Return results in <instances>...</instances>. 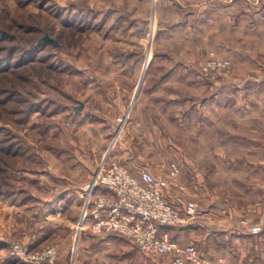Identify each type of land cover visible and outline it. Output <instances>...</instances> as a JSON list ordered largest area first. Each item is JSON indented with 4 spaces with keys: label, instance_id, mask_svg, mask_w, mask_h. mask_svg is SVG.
Segmentation results:
<instances>
[{
    "label": "rangeland",
    "instance_id": "1",
    "mask_svg": "<svg viewBox=\"0 0 264 264\" xmlns=\"http://www.w3.org/2000/svg\"><path fill=\"white\" fill-rule=\"evenodd\" d=\"M198 1L209 0H0V264H23L13 243L29 254L54 250V264H173L118 236L76 233L84 189L114 139L145 159L135 175L168 179L183 204L200 205V222L172 228L174 239L226 264L254 260L264 232V150L244 152L242 136L264 127V85L244 89L240 63L200 34L209 27L198 22ZM172 67L181 79L165 91L195 106L171 107L161 121L154 103L145 108L141 99L130 110L141 79L153 99ZM256 227L250 250L235 237Z\"/></svg>",
    "mask_w": 264,
    "mask_h": 264
},
{
    "label": "built area",
    "instance_id": "2",
    "mask_svg": "<svg viewBox=\"0 0 264 264\" xmlns=\"http://www.w3.org/2000/svg\"><path fill=\"white\" fill-rule=\"evenodd\" d=\"M178 173L179 167L173 164L171 175ZM170 184L168 179L158 178L148 170L135 175L116 159L110 160L84 189L89 203L90 230L94 234L126 239L143 254L172 260L173 264H226L223 258L206 257L195 244L182 245L172 237L170 229L191 224L201 208L193 201L180 208L169 203L165 191ZM98 186L106 191L95 194ZM260 231L256 227L251 233L257 235ZM11 251L23 264L55 261L54 250L29 254L21 244L13 243Z\"/></svg>",
    "mask_w": 264,
    "mask_h": 264
},
{
    "label": "crops",
    "instance_id": "3",
    "mask_svg": "<svg viewBox=\"0 0 264 264\" xmlns=\"http://www.w3.org/2000/svg\"><path fill=\"white\" fill-rule=\"evenodd\" d=\"M194 6L196 7L195 10L198 22L209 27L208 30L200 29V34L210 36L211 41H214L217 46H221V49L224 51L223 57L229 59L233 65H235V63H240L241 68L239 69V73L246 78V87H241V89L247 88V90H259V88L257 89L255 87L264 85V0H209L208 3L198 1L197 5L195 4ZM234 43H238V46ZM167 70L168 71L165 72L160 79H157V87L151 92L152 95H150L153 99L148 100L144 98L142 86L147 80V77L141 79V82L134 93V98L130 102V110L139 105L141 99V105H144L145 108L152 106V103H154L153 108L159 109L158 113L161 116V121V119L167 118V115H163V113H166L171 107H176L178 104H181L184 107L188 105L187 110H190L195 106L196 102H186V100L178 101L175 99L178 97V92L172 95L165 91L168 90L165 89L167 86L166 84L176 81L177 78L179 80L181 79V76L178 77L180 73L178 70H181V68L172 67L167 68ZM174 74L178 75L177 78L173 77ZM161 87H163L162 91L159 90ZM177 113L181 112L178 111ZM186 113L187 111L181 114L185 115ZM77 114L78 113H76V115ZM84 114L85 112H82V115ZM96 119H100V117L96 115ZM174 119L179 120L175 117ZM150 122H153V119H151ZM256 123L259 124V119H257ZM259 128L260 131L256 127V130H248L251 132L249 135L242 136V140L249 143L244 144V152L253 154L255 151L261 152V150H264V127L259 124ZM149 137H151V135ZM117 142L118 141L114 139L108 144L106 154L101 159L102 166L100 169H103L102 167H104V165L110 160L117 159L120 163L125 165L130 172L137 174L135 173L137 170L146 166L145 159L136 155L137 153H135L131 146H125V144H123L122 147H120ZM197 179L198 182L195 183L194 189L200 190L203 182L199 177H197ZM168 190H172L175 193V196H169V202L180 208L184 203L181 199L183 195L178 192L176 188H170ZM105 191L106 189L101 186L94 189L95 194ZM85 201L87 202H84L85 215L82 214V222L84 219L85 224L83 227L79 228L76 233L81 237L82 235L87 234L96 239H98V237H113L105 236L104 234H94L90 230L89 226L91 224V217L89 214V203L86 198ZM216 209L217 207L213 206L210 212L216 211ZM206 212H209V210ZM200 216L201 213L196 220L197 223L200 222ZM85 227L89 228L91 232L88 229H85ZM173 230L174 229H170L171 234ZM237 236L238 237L235 238L237 241L241 242V245L245 244V246L250 247V250L254 249L251 248V241L255 239L254 235L247 233ZM257 242L258 245L256 247L257 250L255 251L256 257H253L254 260H249L250 258L244 260L243 257H241L240 264H264V248L262 247L264 246V232L260 235L259 241ZM91 244L95 247H99V242H92ZM235 244L238 243L235 242ZM84 247L88 248V245H85Z\"/></svg>",
    "mask_w": 264,
    "mask_h": 264
},
{
    "label": "water",
    "instance_id": "4",
    "mask_svg": "<svg viewBox=\"0 0 264 264\" xmlns=\"http://www.w3.org/2000/svg\"><path fill=\"white\" fill-rule=\"evenodd\" d=\"M47 41H49V42H53L51 38H49V37H44V38L41 40V43H42V42H47ZM53 43H54V42H53ZM82 107H83V105L80 104V106L77 108V110H78V111H81Z\"/></svg>",
    "mask_w": 264,
    "mask_h": 264
}]
</instances>
